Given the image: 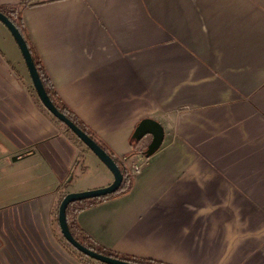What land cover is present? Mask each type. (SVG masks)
Instances as JSON below:
<instances>
[{
	"label": "crops",
	"instance_id": "1",
	"mask_svg": "<svg viewBox=\"0 0 264 264\" xmlns=\"http://www.w3.org/2000/svg\"><path fill=\"white\" fill-rule=\"evenodd\" d=\"M20 14L62 101L117 157L145 159L80 227L168 264H264V0H37ZM30 85L0 21V264H85L54 236L53 210L113 175ZM145 117L163 128L149 156L132 152Z\"/></svg>",
	"mask_w": 264,
	"mask_h": 264
},
{
	"label": "water",
	"instance_id": "2",
	"mask_svg": "<svg viewBox=\"0 0 264 264\" xmlns=\"http://www.w3.org/2000/svg\"><path fill=\"white\" fill-rule=\"evenodd\" d=\"M0 21L10 31L14 41L16 42L22 58L25 62L28 74L30 77L31 85L33 86L37 98L47 111L58 120L62 121L71 132L90 150L98 159L110 170L113 175V180L106 186L87 189L82 191H71L64 194L58 205L57 221L59 230L62 236L67 240L75 249L87 255L88 257L95 259L104 264H138L130 262L128 260L119 259L109 255L99 253L95 250L87 248L78 242L71 234L67 220H66V207L69 202L79 199H86L92 197H98L115 191L121 181L122 173L114 159L106 152V150L96 142L91 136H89L84 130H82L76 123L68 118L54 105L47 92L44 89L40 76L38 74L36 65L20 30L13 24V22L0 11ZM150 134L151 139L146 145L145 156L151 155L161 144L163 139V128L160 123L152 118H142L134 128L132 137L136 140L142 139L145 135Z\"/></svg>",
	"mask_w": 264,
	"mask_h": 264
},
{
	"label": "trees",
	"instance_id": "3",
	"mask_svg": "<svg viewBox=\"0 0 264 264\" xmlns=\"http://www.w3.org/2000/svg\"><path fill=\"white\" fill-rule=\"evenodd\" d=\"M36 0H20L18 4L15 5H0V11L5 14L12 22L13 24L20 30L22 33L24 39L26 40V43L28 45V48L30 50V53L32 55V58L34 60V63L36 65L38 74L40 76V79L42 81V84L44 86L45 91L47 92L48 96L54 103V105L60 110L62 113H64L68 118H70L74 123H76L82 130H84L89 136H91L100 146H102L106 152L114 159L116 164L118 165L119 169L121 170L122 173V181L119 185V187L108 194L101 195L98 197H92V198H86V199H79V200H74L68 203L65 213H66V220L67 224L69 227V230L73 237L80 242L82 245L86 246L87 248H90L92 250H95L99 253L109 255L112 257H116L119 259L123 260H128L130 262L138 263V264H168L163 261L155 260V259H150V258H144V257H138L135 255H129V254H122L118 253L116 251H112L110 249H107L104 246L99 245L94 241V239L87 234L78 224L77 222V213L92 204H94L97 201L104 200L110 197H114L120 194H123L127 192L131 185L133 178L129 175L128 170L122 160V158L117 157L96 135L95 133L90 130L87 125H85L76 115L75 113L62 101V99L59 97L53 83L51 82L42 62L36 55L28 37L27 33L21 18V8L27 4H33L35 3ZM30 91L32 95L35 97V100L37 104L48 113L47 109L42 105L40 100L37 98V95L35 93V90L32 85L29 86ZM50 117L62 128L65 130L71 137H73L77 142L81 143L84 145L72 132L71 130L60 120H58L56 117L52 116L50 113H48ZM133 150L132 152H140L141 154L145 155V148L144 149H139L138 144L140 143V140H133ZM85 146V145H84ZM64 194H62L55 205V208L53 210V221H55L57 230L55 232V235L59 238L60 242L62 245L69 251L71 252L78 260L82 261L85 264H104L102 262H99L95 259H92L88 257L87 255L83 254L82 252L78 251L75 249L65 238L62 236L59 226H58V221H57V211H58V205L63 198Z\"/></svg>",
	"mask_w": 264,
	"mask_h": 264
},
{
	"label": "built area",
	"instance_id": "4",
	"mask_svg": "<svg viewBox=\"0 0 264 264\" xmlns=\"http://www.w3.org/2000/svg\"><path fill=\"white\" fill-rule=\"evenodd\" d=\"M141 145H143V143L140 144L139 149H140ZM146 145L144 144L145 147H146ZM121 158H122V160H123V162H124V164L128 170V173L131 177H133L134 175L139 173L143 164L145 163V159L142 161H139V160H136L133 155L123 156Z\"/></svg>",
	"mask_w": 264,
	"mask_h": 264
},
{
	"label": "rangeland",
	"instance_id": "5",
	"mask_svg": "<svg viewBox=\"0 0 264 264\" xmlns=\"http://www.w3.org/2000/svg\"><path fill=\"white\" fill-rule=\"evenodd\" d=\"M36 1H37V0H36ZM3 25H4V24H3ZM4 27H6V26L4 25ZM6 29H7V28H6ZM7 31H8V33H9L10 37H12L10 31H9L8 29H7ZM12 39H13V37H12ZM16 45H17V44H16ZM17 47H18V46H17ZM18 49H19V48H18ZM20 54H21V53H20ZM24 65H25V62H24ZM140 144H141V143L138 144V147L140 146ZM144 148H146V147L144 146V144L141 145L140 149H144ZM51 227H52V231H53V233H54V236H55L56 238H58V237L55 235V232L58 231V230H57V226H56L55 221L52 222ZM58 239H59V238H58ZM63 247H64V246H63ZM64 248H65V247H64Z\"/></svg>",
	"mask_w": 264,
	"mask_h": 264
}]
</instances>
